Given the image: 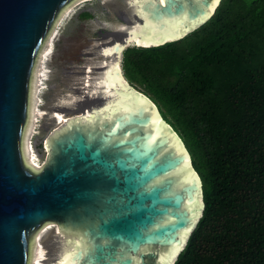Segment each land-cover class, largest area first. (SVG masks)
<instances>
[{
    "label": "water",
    "instance_id": "1",
    "mask_svg": "<svg viewBox=\"0 0 264 264\" xmlns=\"http://www.w3.org/2000/svg\"><path fill=\"white\" fill-rule=\"evenodd\" d=\"M220 2L0 0V264H175L202 179L119 56Z\"/></svg>",
    "mask_w": 264,
    "mask_h": 264
},
{
    "label": "trees",
    "instance_id": "2",
    "mask_svg": "<svg viewBox=\"0 0 264 264\" xmlns=\"http://www.w3.org/2000/svg\"><path fill=\"white\" fill-rule=\"evenodd\" d=\"M122 69L202 179L204 212L175 264H264V0H221L179 40L128 46Z\"/></svg>",
    "mask_w": 264,
    "mask_h": 264
},
{
    "label": "rangeland",
    "instance_id": "3",
    "mask_svg": "<svg viewBox=\"0 0 264 264\" xmlns=\"http://www.w3.org/2000/svg\"><path fill=\"white\" fill-rule=\"evenodd\" d=\"M129 45L133 46L134 45V42H130ZM128 46H126L125 48H127ZM122 62H123V53L121 52L120 53V56H119V66L120 67H122ZM123 73H124V70H123ZM137 88L141 90V87H138L137 86Z\"/></svg>",
    "mask_w": 264,
    "mask_h": 264
},
{
    "label": "snow or ice",
    "instance_id": "4",
    "mask_svg": "<svg viewBox=\"0 0 264 264\" xmlns=\"http://www.w3.org/2000/svg\"><path fill=\"white\" fill-rule=\"evenodd\" d=\"M215 3H219V0H214Z\"/></svg>",
    "mask_w": 264,
    "mask_h": 264
},
{
    "label": "bare ground",
    "instance_id": "5",
    "mask_svg": "<svg viewBox=\"0 0 264 264\" xmlns=\"http://www.w3.org/2000/svg\"><path fill=\"white\" fill-rule=\"evenodd\" d=\"M134 43H135V42H134ZM126 46H127V44L125 45V47H126ZM125 47H124V48H125ZM120 69H121V68H120Z\"/></svg>",
    "mask_w": 264,
    "mask_h": 264
}]
</instances>
